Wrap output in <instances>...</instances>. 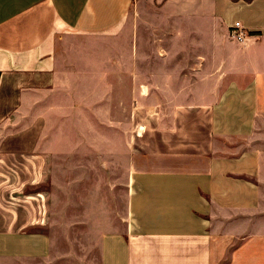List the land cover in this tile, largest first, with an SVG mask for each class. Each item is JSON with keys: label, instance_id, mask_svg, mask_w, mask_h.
I'll return each mask as SVG.
<instances>
[{"label": "crops", "instance_id": "crops-1", "mask_svg": "<svg viewBox=\"0 0 264 264\" xmlns=\"http://www.w3.org/2000/svg\"><path fill=\"white\" fill-rule=\"evenodd\" d=\"M125 91L137 154L185 164L129 173L125 228L94 205L100 264H264V0H0V264L52 258L1 196L49 160L117 149L124 190Z\"/></svg>", "mask_w": 264, "mask_h": 264}, {"label": "rangeland", "instance_id": "rangeland-1", "mask_svg": "<svg viewBox=\"0 0 264 264\" xmlns=\"http://www.w3.org/2000/svg\"><path fill=\"white\" fill-rule=\"evenodd\" d=\"M127 93V91L124 92V190L120 182V151L114 149L112 172L107 169L108 174H102L104 177L96 174L98 162L94 160L76 161L77 165H74L72 158H65V160L54 158L48 161L50 175L44 182L32 183L23 187L22 190L1 193L3 202L16 203L18 211L24 216L33 215L31 221H34V225L29 226L27 230H47L52 235V258L43 264H100V241L98 237H95L94 233L97 229L91 222L94 205L104 200L117 223L124 208L125 228L129 217L130 197L127 191L129 173L136 168L148 170L168 167L170 163H173V166L185 164L184 160L170 161L166 158L158 160L143 152L137 154L138 142L131 141L133 134L131 107L135 97ZM145 131L144 141L145 149H147L146 147L150 146L147 140H151V134H149L150 131ZM101 151H104L103 147ZM69 153L72 152L69 151ZM99 162L100 167L104 169L103 157H99ZM63 166L66 172H69L65 176L62 175ZM74 167L77 168V172L81 168L84 173L82 177H79L80 180L77 175L74 177L72 174ZM89 172H92L91 176ZM74 178H76L75 183ZM99 179L102 181L107 179V184L111 180L113 185L111 190L107 191L106 187L101 186L97 182ZM18 180L17 178V183ZM18 185L21 184L18 183ZM102 188H105V191ZM28 206H31L32 214ZM30 264L42 263L32 261Z\"/></svg>", "mask_w": 264, "mask_h": 264}, {"label": "built area", "instance_id": "built-area-1", "mask_svg": "<svg viewBox=\"0 0 264 264\" xmlns=\"http://www.w3.org/2000/svg\"><path fill=\"white\" fill-rule=\"evenodd\" d=\"M231 36L240 42H244L246 38V33L242 26L236 25L232 28Z\"/></svg>", "mask_w": 264, "mask_h": 264}]
</instances>
